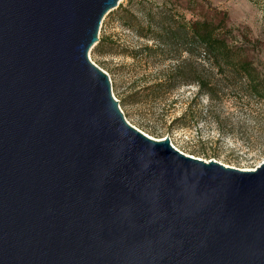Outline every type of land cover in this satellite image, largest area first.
Instances as JSON below:
<instances>
[{"label":"water","instance_id":"1","mask_svg":"<svg viewBox=\"0 0 264 264\" xmlns=\"http://www.w3.org/2000/svg\"><path fill=\"white\" fill-rule=\"evenodd\" d=\"M122 0H0V264H264V161L130 124L90 58Z\"/></svg>","mask_w":264,"mask_h":264},{"label":"rangeland","instance_id":"2","mask_svg":"<svg viewBox=\"0 0 264 264\" xmlns=\"http://www.w3.org/2000/svg\"><path fill=\"white\" fill-rule=\"evenodd\" d=\"M136 3L122 0L105 17L99 34L105 46L90 52L108 73L127 121L155 139L170 137L187 155L257 168L264 161V0H198L191 7L219 26L235 57L252 63L256 88L240 77L239 68L219 67L197 51L190 55V45L178 46L173 59L155 41L139 38L120 19V10ZM190 79L213 86L214 99L197 97L198 85Z\"/></svg>","mask_w":264,"mask_h":264},{"label":"trees","instance_id":"3","mask_svg":"<svg viewBox=\"0 0 264 264\" xmlns=\"http://www.w3.org/2000/svg\"><path fill=\"white\" fill-rule=\"evenodd\" d=\"M133 1L137 2L134 8L123 7L120 10V19L122 25L139 38L155 41L164 47V52L170 53L173 59H176L175 52L178 46L190 45V48H186L190 55L197 51L211 58L219 67L239 68L242 71L240 77L256 88V80L250 72L253 69L252 63L238 53L235 57L233 47L230 46L224 33L219 31V26L201 12L191 8L193 4L198 3V0H161L151 3L142 0ZM128 14L130 17L126 18ZM105 42V38L101 39L96 47L97 52H101ZM145 49L151 50L149 46ZM141 52L140 50L138 53ZM187 82L198 85L197 97L207 95L214 99L215 88L208 82L201 79H190Z\"/></svg>","mask_w":264,"mask_h":264}]
</instances>
